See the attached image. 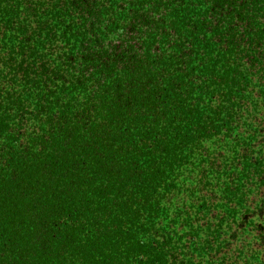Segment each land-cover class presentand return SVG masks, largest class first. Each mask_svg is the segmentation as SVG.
Segmentation results:
<instances>
[{"label":"trees","instance_id":"obj_1","mask_svg":"<svg viewBox=\"0 0 264 264\" xmlns=\"http://www.w3.org/2000/svg\"><path fill=\"white\" fill-rule=\"evenodd\" d=\"M0 264H264V0H0Z\"/></svg>","mask_w":264,"mask_h":264}]
</instances>
